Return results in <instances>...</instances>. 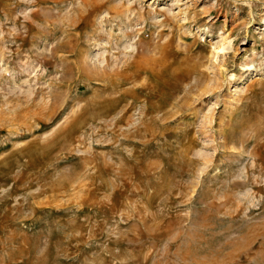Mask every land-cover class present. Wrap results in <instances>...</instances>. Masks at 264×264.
<instances>
[{
	"label": "rangeland",
	"instance_id": "1",
	"mask_svg": "<svg viewBox=\"0 0 264 264\" xmlns=\"http://www.w3.org/2000/svg\"><path fill=\"white\" fill-rule=\"evenodd\" d=\"M0 264H264V0H0Z\"/></svg>",
	"mask_w": 264,
	"mask_h": 264
}]
</instances>
